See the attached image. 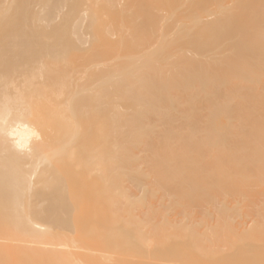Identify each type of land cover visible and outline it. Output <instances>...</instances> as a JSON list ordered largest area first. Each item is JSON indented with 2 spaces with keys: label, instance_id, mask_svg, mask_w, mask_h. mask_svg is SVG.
Masks as SVG:
<instances>
[{
  "label": "bare ground",
  "instance_id": "1",
  "mask_svg": "<svg viewBox=\"0 0 264 264\" xmlns=\"http://www.w3.org/2000/svg\"><path fill=\"white\" fill-rule=\"evenodd\" d=\"M0 264H264V0H0Z\"/></svg>",
  "mask_w": 264,
  "mask_h": 264
}]
</instances>
